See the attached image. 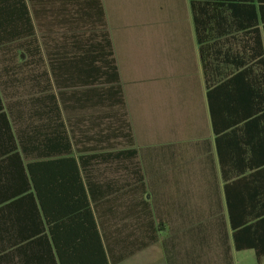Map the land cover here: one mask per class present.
Instances as JSON below:
<instances>
[{
	"label": "crops",
	"instance_id": "1",
	"mask_svg": "<svg viewBox=\"0 0 264 264\" xmlns=\"http://www.w3.org/2000/svg\"><path fill=\"white\" fill-rule=\"evenodd\" d=\"M201 7L0 0V264L254 256L231 222L264 209V28ZM70 155L76 189L42 165Z\"/></svg>",
	"mask_w": 264,
	"mask_h": 264
},
{
	"label": "trees",
	"instance_id": "2",
	"mask_svg": "<svg viewBox=\"0 0 264 264\" xmlns=\"http://www.w3.org/2000/svg\"><path fill=\"white\" fill-rule=\"evenodd\" d=\"M211 2V3H210ZM201 4H211L212 10L227 9L231 13L235 12H245V15L249 16V21L247 26H261L264 28V0H190V7L194 16L197 12L202 11ZM206 9V8H205ZM264 68V67H261ZM251 70V67H246L245 71ZM69 153L71 154V148ZM11 157H18L16 152H12ZM52 165L53 171H62L65 169L68 172L67 185L73 189L77 187H82V181L79 174V166L73 156L67 158L53 159L52 161H46L42 165L48 166ZM82 166L90 165V162L80 163ZM39 163H27L25 166L21 167V174L18 176L15 172L13 179L18 180L22 191H25L23 196H29L28 188L30 184L35 188L39 187V179L35 176V167ZM25 171L28 172V176ZM60 178L53 177L50 179V185L59 186ZM64 180V179H63ZM88 208H86V212ZM231 214V211H230ZM247 216L244 218L243 223L235 224L232 218V238L234 242V247L236 250L252 249L254 251V256L258 264L264 263V209L259 211H246Z\"/></svg>",
	"mask_w": 264,
	"mask_h": 264
},
{
	"label": "rangeland",
	"instance_id": "3",
	"mask_svg": "<svg viewBox=\"0 0 264 264\" xmlns=\"http://www.w3.org/2000/svg\"><path fill=\"white\" fill-rule=\"evenodd\" d=\"M238 264H258V263L256 262V259L254 256H250V254L249 255L245 254L244 256L239 258Z\"/></svg>",
	"mask_w": 264,
	"mask_h": 264
}]
</instances>
